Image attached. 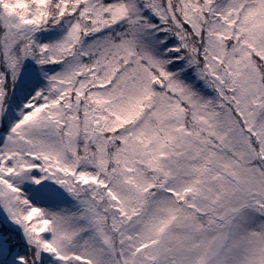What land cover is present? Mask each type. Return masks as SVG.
Wrapping results in <instances>:
<instances>
[{
    "label": "snow or ice",
    "instance_id": "obj_1",
    "mask_svg": "<svg viewBox=\"0 0 264 264\" xmlns=\"http://www.w3.org/2000/svg\"><path fill=\"white\" fill-rule=\"evenodd\" d=\"M0 264H264V0H0Z\"/></svg>",
    "mask_w": 264,
    "mask_h": 264
}]
</instances>
